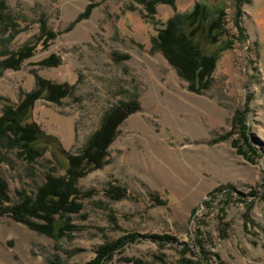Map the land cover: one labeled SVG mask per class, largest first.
Here are the masks:
<instances>
[{"label":"rangeland","instance_id":"obj_1","mask_svg":"<svg viewBox=\"0 0 264 264\" xmlns=\"http://www.w3.org/2000/svg\"><path fill=\"white\" fill-rule=\"evenodd\" d=\"M2 1L22 30L9 41L0 22V61L39 34L40 16L57 35L19 69L2 72L0 97L17 103L22 90L34 89L36 74L75 85L73 96L59 104L40 99L33 110L35 122L70 153L82 150L116 103L137 99L141 109L120 125L109 162L80 179L82 190L97 193L70 215L78 230L54 239L0 212V264H82L104 242L130 233L175 240L126 244L106 264H179L184 248L202 264H264V0H175V8L158 3L155 14L147 0ZM196 2L212 10L193 41L218 62L209 86L195 91L153 39ZM220 11L228 35L214 41L208 24ZM52 55L58 64H40ZM0 158L13 203L20 192L36 191L49 167L64 172L48 162L50 151L30 163L0 144ZM110 183L128 196L102 194Z\"/></svg>","mask_w":264,"mask_h":264},{"label":"trees","instance_id":"obj_2","mask_svg":"<svg viewBox=\"0 0 264 264\" xmlns=\"http://www.w3.org/2000/svg\"><path fill=\"white\" fill-rule=\"evenodd\" d=\"M158 3H167L175 8V0H147L144 2L147 11L156 13ZM92 5L88 6L81 17L90 14ZM211 7L206 3L196 2L189 13H176L158 30L154 37V48L159 49L167 57L178 74L190 82L192 90H199L209 86L210 76L217 67L218 55L205 54L193 41V37L201 29L211 14ZM224 11L212 19L208 24V32L214 41L216 36L228 35V30L223 26ZM40 32L34 38L16 51H10L8 56L0 61V75L5 69H19L23 61L35 54L38 45L48 47L56 33L49 29L45 17L40 16ZM0 22L2 30L9 32L8 40L11 41L22 30L19 20L7 9L5 2L0 0ZM191 27L189 31L185 29ZM59 63L55 55L40 61L41 65L51 66ZM36 85L31 91L22 90L17 103L11 102L6 97H0L2 113L0 115V144L7 148L16 149L18 154L28 162L42 158L50 151L55 162L64 171L56 172V167L51 166L45 174L44 182L34 192H20L19 202H12L9 194L7 180L0 175V212L10 214L29 228L45 234L54 239L63 237L66 232L78 230L72 223L71 214L79 213L84 207V201L93 197L97 191L94 189L82 190L79 181L89 172L102 168L109 162V147L119 135L120 125L130 114L141 109L137 99L121 101L107 110L102 116L101 123L89 137L85 146L79 152L70 153L53 135L46 133L33 118V110L38 100L44 99L53 103H61L66 97L74 95L75 85L67 82H57L35 75ZM61 155V157H60ZM2 159L0 158V161ZM64 160V163L62 162ZM112 200H119L128 196L126 187L110 183L103 193ZM150 238L159 244L174 241V237L158 234L130 233L117 240L106 241L97 247L94 258L82 264H106L113 256L121 252L126 244ZM204 260L208 262L209 256L206 248H201ZM189 248H184L179 264H202L195 261L187 254ZM159 258V257H158ZM164 262V255L160 258ZM132 264H158L145 261L141 258H126ZM54 264V263H50Z\"/></svg>","mask_w":264,"mask_h":264}]
</instances>
